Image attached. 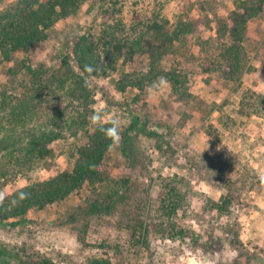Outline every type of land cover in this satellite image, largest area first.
<instances>
[{
	"label": "trees",
	"instance_id": "obj_1",
	"mask_svg": "<svg viewBox=\"0 0 264 264\" xmlns=\"http://www.w3.org/2000/svg\"><path fill=\"white\" fill-rule=\"evenodd\" d=\"M126 1L130 2L107 0L105 4L111 7L112 14H120ZM229 4L231 7L226 12L216 15L217 44L211 48L206 42L204 55L209 58L208 70L221 73L225 81L236 83L250 63L243 44L246 27L262 13L264 0H229ZM92 7L87 0H14L0 10V65L3 69L0 82V181L4 183L11 179L15 183L17 178L22 179L21 184H14L12 190L1 197L0 222L24 219L31 209L41 210L81 193L91 197L89 214L108 212L116 203L122 202V191L131 189L128 171L136 165L145 172L149 170L152 159L146 155L143 139L156 142L160 151L162 135L149 127L147 119L141 120L136 111L128 110L121 141L110 147L111 141L90 123V117L96 111L93 79L116 74L114 87L128 107L141 103L139 95L161 76L168 80L174 100L185 99L189 76L181 67L168 65L166 60L168 56L173 60L179 58V44L184 40L194 42L192 19L181 18L169 26H166L167 20H149L143 24L133 12L132 18L142 25L139 30L133 26L128 33L122 18H116L101 28L86 29L61 45H52V60H38L42 55L51 54L45 44L57 42L54 39L58 25L70 24L79 13L88 12ZM137 57L146 60L143 69H119ZM85 65L94 66L97 71L88 73L84 71ZM238 104L241 110L264 117L263 95L245 88ZM244 125V121L221 112L209 129L218 140L226 133L237 136ZM69 138L75 157L72 167L42 175L45 162L53 157L52 145ZM113 150L120 153L121 162H106L108 153ZM219 156L203 150H189L185 153L183 168L189 175L206 176L210 186L220 192L216 200L207 198L205 206L192 213L194 209L185 202L189 196L198 193L191 191L192 188H179L177 173L166 179L157 174V179L161 178L163 183L153 217L147 213L145 217L144 214L127 217L118 225L127 235L125 241L119 244L101 241L96 247L103 249L106 257L90 258L87 264H115L107 250L119 251L122 247L144 254L149 264H154L156 254L150 251L147 236L150 221L164 236L180 240L191 237L194 242L197 237L191 220L200 219L203 212L210 213L211 218L223 219L226 226L234 224L231 204L238 196L232 193L241 185H236L231 173L237 160H222ZM114 169L122 175L112 176ZM243 176L244 181L249 179L247 175ZM140 202L147 207L152 201L147 198ZM145 211L151 212L147 208ZM231 235L238 237L236 231ZM12 261L55 264L50 257L39 254L28 255V260L23 261L14 251L0 246V264H11Z\"/></svg>",
	"mask_w": 264,
	"mask_h": 264
},
{
	"label": "rangeland",
	"instance_id": "obj_2",
	"mask_svg": "<svg viewBox=\"0 0 264 264\" xmlns=\"http://www.w3.org/2000/svg\"><path fill=\"white\" fill-rule=\"evenodd\" d=\"M13 1L0 0V10ZM87 1L93 7L88 12L79 13L70 24L58 25L54 39L57 42L45 44L51 54L42 55L38 60H52V45L73 39L86 29L101 28L116 18H122L128 33L133 26L139 30L142 25L132 18L133 12L143 24L149 20H167L166 26H169L181 18L192 19L194 42L184 40L179 44V58L173 60L168 56L166 60L168 65H177L188 74L187 94L182 101H176L169 86L154 95L149 94L147 87L139 95L143 105L138 102L128 107L114 87L116 74L93 79L96 110L102 109L106 117L118 116L122 120L121 130L127 124L128 110L136 111L141 120L147 119L149 127L162 135L161 150H157L159 146L153 140L143 139L146 155L152 159L149 170L145 172L136 165L128 171L129 175H126L131 189L122 191L124 199L108 212L89 214L91 197L84 193L71 195L65 201L41 210H29L24 219L0 222V246L14 251L23 261L34 254L50 257L55 264H87L90 258L106 257L103 249L96 246L103 240L110 244L124 242L127 235L118 227L122 221L127 217H138V214L145 217L147 213L153 217L163 183L161 178L157 179V174L166 179L177 173L179 188H192L191 191L198 193L189 196L185 204L194 209L192 213L201 210L207 198L216 200L220 192L210 186L206 176L189 175L183 169L185 153L194 149L210 152L212 156L220 155L222 160H237L231 173L236 185H241L232 193L238 196L231 204L234 224L226 226L223 219L211 218L210 213L203 212L200 219L191 220L197 237L194 242L191 237L180 240L164 236L150 221L147 236L150 251L156 254L154 264H210L209 259L212 264H264V117L241 110L238 104L245 88L264 96V10L245 30L243 44L249 55V68L239 82L231 83L222 79L221 73L207 69L209 58L204 55L206 42L211 48L217 44L216 15L231 7L229 0H130L123 3L120 14H112L111 7H106L107 0ZM146 63L145 59L137 57L119 69L139 70ZM2 70L0 65V82L3 80ZM221 112L245 122L237 136L226 133L218 140L214 137L209 127ZM52 148L53 157L45 162L42 175L68 170L74 163L70 138L55 142ZM122 159L120 153L113 150L108 153L106 162H121ZM111 175H122V172L114 169ZM243 175L249 179L244 181ZM14 181H0V199L12 190L14 184L22 183L21 178ZM147 198L152 202L146 207L140 200ZM146 208L151 212H146ZM233 231L238 237H232ZM107 251L115 264H149L144 254L135 253L131 248ZM11 264L18 262L12 261Z\"/></svg>",
	"mask_w": 264,
	"mask_h": 264
},
{
	"label": "clouds",
	"instance_id": "obj_3",
	"mask_svg": "<svg viewBox=\"0 0 264 264\" xmlns=\"http://www.w3.org/2000/svg\"><path fill=\"white\" fill-rule=\"evenodd\" d=\"M84 71L93 73L97 71L94 66L85 65ZM169 86L168 80L161 76L157 80L153 81L148 88L150 95L156 94L158 91H163ZM90 123L97 127L104 136L111 141L110 147L118 145L121 141V126L122 120L118 116L106 117L102 109H97L90 117ZM110 125V126H105ZM233 256L235 253L232 254Z\"/></svg>",
	"mask_w": 264,
	"mask_h": 264
},
{
	"label": "crops",
	"instance_id": "obj_4",
	"mask_svg": "<svg viewBox=\"0 0 264 264\" xmlns=\"http://www.w3.org/2000/svg\"><path fill=\"white\" fill-rule=\"evenodd\" d=\"M209 263L212 264V260L211 259H209ZM201 264H204V263H201Z\"/></svg>",
	"mask_w": 264,
	"mask_h": 264
}]
</instances>
